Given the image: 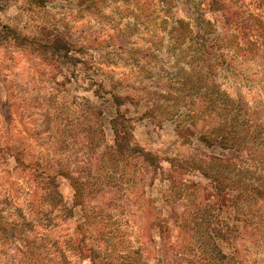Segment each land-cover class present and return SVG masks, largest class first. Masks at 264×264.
<instances>
[{
    "label": "rangeland",
    "instance_id": "obj_1",
    "mask_svg": "<svg viewBox=\"0 0 264 264\" xmlns=\"http://www.w3.org/2000/svg\"><path fill=\"white\" fill-rule=\"evenodd\" d=\"M162 1L0 0V264H90L68 246L75 227L63 209L73 199L69 173L89 184L74 214L80 220L87 211L104 234L89 240L98 264L138 249L140 264H187L195 256L191 230L169 225L162 244L140 242L146 200L160 208L179 181L209 186L210 179L187 174L189 165L202 173L222 170L220 159L226 171L240 167L223 160L237 153L232 127L259 133L248 141L264 157V50L250 44L264 36V17L253 38L242 36L240 50L215 33L205 39L216 51H196L198 25L187 23L181 4L168 10ZM223 1L241 18L252 9L250 0ZM191 26L194 35L179 38ZM114 117L127 127L126 141L154 157L156 172L140 157L111 159ZM241 165L246 179L264 180L263 160ZM45 173H56L59 197L42 187ZM169 205L192 217L181 201ZM257 221L256 240L248 233L207 240L223 264H264V214Z\"/></svg>",
    "mask_w": 264,
    "mask_h": 264
},
{
    "label": "trees",
    "instance_id": "obj_2",
    "mask_svg": "<svg viewBox=\"0 0 264 264\" xmlns=\"http://www.w3.org/2000/svg\"><path fill=\"white\" fill-rule=\"evenodd\" d=\"M250 1L252 2V9L250 13H246L245 18L239 17V12L235 11L232 7L227 6L223 0H163L162 4H165L164 8L167 9H170L171 4L173 3L177 6L181 4L180 6L187 10V15L185 17L187 23H196L194 25H198V34L201 35V38L198 41V48L196 51H216L217 49L213 47L215 45L207 42L205 38L211 39L212 35L215 33L222 39L230 37L232 40L228 42L227 48L240 50V47L242 46L241 42L245 41H240L243 38L242 36L247 35L248 39L249 37L253 38L252 35L256 34V28H259V30L260 27L262 28L261 19L262 16L264 17V0ZM244 10L247 11L246 7ZM207 19L209 20L206 21L208 28L201 30L199 27L200 22ZM218 28L223 31V35L219 34ZM193 35V26H191V28L185 29L181 35H179V38L185 39L188 37L187 39H190ZM214 37L216 39L215 42L219 44L217 36H213V38ZM259 38H261V41L259 42H257L256 39H249L250 44H257L259 46L258 48L264 50V36ZM218 47L220 48L219 45ZM95 115L97 118H100L101 116L100 113H96ZM118 116L120 117L122 115L118 113ZM117 119L118 117H114L112 121H108V126H110L114 136V141L112 142L110 150L112 152H109L111 159H114L117 162L120 158H128L131 155H133L134 158L140 157L144 162L153 165V169L156 172V167L158 165L156 161L153 160L154 157L150 153L138 148L135 143L130 145V140H128V142L126 141L128 136L125 135V132L127 133L125 130L127 127H117ZM247 130L248 129L244 132ZM249 134L239 132L235 127H232L228 133V136L230 137L228 140H232V145L230 146L231 148L236 149L237 153L233 156L226 154L225 157H223V160L232 163L234 160H236L235 162L240 161V167L238 164L233 163L232 165L234 166V169L230 171V169H228L229 167H227L226 171L224 169L225 165L222 164V160L220 159L219 165H222V170L218 171L217 169H214L213 166H210L209 169L202 173L199 166H196L197 163L189 165L190 168L187 171V174L192 173L200 178L205 177V179H210L209 186L202 184L200 181L192 182L190 180H183L184 182L186 181V184L179 181L176 187V190L178 191L177 195L173 196L171 199V196L175 194L174 192L170 197L163 198L162 201H160L161 203L159 202V204H161L160 208L154 205L153 198H148L146 200L144 214L145 220L139 230V235L141 236L139 237L140 242L144 245H154L155 241L159 240L162 244V242L165 241V235L170 231L169 225L174 226V228L177 229V232L187 231L188 229L191 230L194 235H197V239H192L189 243L190 248H192L191 252L195 256L193 257V260L188 261L187 264H223L220 256H218L220 250L218 249V246L216 249V243L229 239L228 236H230V239L231 237L234 239L237 235L243 233L250 234L255 237L256 240L258 233L261 230L257 224V220H261L262 214H264V180L261 181L252 175L246 179L245 174L248 170L243 168L241 164L243 161H264V157L252 153V150H255L252 149V142L257 139V135L260 137V134L255 131H250ZM239 135L242 137L241 139L238 138ZM250 137L252 142L248 141V138ZM225 148H229V146L227 145ZM241 152L243 155H241ZM213 173L214 176H211ZM54 174L56 173H53L52 175L50 173H45V176L41 178V184L44 189H49V192H53L56 194V197H59V194L55 192L57 186L53 177ZM65 177L68 179L73 190V199L70 203H64L63 209L68 210V215L66 217L72 218L75 221V227L69 235L72 245L68 246L71 249L77 250L76 253L78 257L84 259L89 258L90 264H98V261L95 260V256L89 255L91 252H94V245H91L89 240L92 239L93 242H95V238L98 243L100 239H103L104 234L102 235L99 229H93L96 225L93 218L90 216L88 217L86 214L87 211H83L80 220L74 214V210L78 206H81L83 190L85 187L89 186V184L86 186L85 183H82L80 180L74 179L70 173ZM154 180L155 178L150 184H152ZM166 181L165 178V181L162 182V184L165 185ZM181 192L184 193L182 194ZM179 201L184 203L186 210L192 214L193 218H195L194 220L191 216L185 214L178 217V214L176 213L177 211L174 209L176 205L174 208H170L169 203L174 205L178 204ZM162 212H164L166 216L162 215L161 217ZM222 218L227 221L222 222ZM85 225H88V230H92L90 231V234L87 231L85 232L87 228ZM115 232L116 231L114 230L113 234ZM74 233H77V235L74 236ZM225 236L227 237L224 238ZM142 237H145V240ZM87 239L88 242H86ZM189 240L190 239H187L186 241L189 242ZM207 240H209V242L213 240V244L216 241L214 248L211 249ZM140 242L138 241V244L142 247ZM101 246H104V241ZM179 247L181 248V246ZM155 249L157 251V247H155ZM158 250L160 251V247H158ZM213 251L215 252L214 254H212ZM141 259L143 260L142 251L138 249L137 251L131 253L127 252L121 255V258L119 259H114L112 256H108L104 262L101 261L99 264H140ZM157 259L158 258L155 259V262L161 260V258H159L158 261ZM162 262L165 263V259L162 260L161 263Z\"/></svg>",
    "mask_w": 264,
    "mask_h": 264
}]
</instances>
